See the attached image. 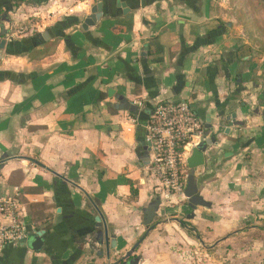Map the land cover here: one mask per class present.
Listing matches in <instances>:
<instances>
[{
    "label": "crops",
    "instance_id": "0c3cea01",
    "mask_svg": "<svg viewBox=\"0 0 264 264\" xmlns=\"http://www.w3.org/2000/svg\"><path fill=\"white\" fill-rule=\"evenodd\" d=\"M217 1L0 0V199L22 187L31 239L45 231L0 264H116L139 241L125 264H264V63L239 55ZM168 100L205 123L185 162L207 146L170 201L146 142Z\"/></svg>",
    "mask_w": 264,
    "mask_h": 264
},
{
    "label": "built area",
    "instance_id": "2783aa9c",
    "mask_svg": "<svg viewBox=\"0 0 264 264\" xmlns=\"http://www.w3.org/2000/svg\"><path fill=\"white\" fill-rule=\"evenodd\" d=\"M26 31L22 27L18 33ZM134 104L143 107L140 101ZM204 131V121L188 100L162 101L154 107L146 126V142L153 154V174L166 200L184 196L187 164L183 155L188 145L203 138ZM22 197V187L18 186L0 199V252L9 247L28 246L35 235L26 220Z\"/></svg>",
    "mask_w": 264,
    "mask_h": 264
},
{
    "label": "rangeland",
    "instance_id": "374dc122",
    "mask_svg": "<svg viewBox=\"0 0 264 264\" xmlns=\"http://www.w3.org/2000/svg\"><path fill=\"white\" fill-rule=\"evenodd\" d=\"M217 2L220 4L221 17L226 21H233L232 23L234 26L227 31L231 43L239 47L241 51L242 47H250L253 61L256 63H264V32L257 27H253L251 22H248L250 18L248 19V17H245L244 13H242L241 8L245 4V0H241L237 5L235 3L233 4L232 0H218ZM206 3H208V0H199L197 2L199 5ZM246 66L248 65L246 64ZM258 240H261L260 233L258 235L255 234L253 237L249 236L245 242H237L234 247L238 249L245 248L247 245L249 246L251 243L253 244ZM228 247L230 248L231 246ZM240 260L243 262L242 258H240Z\"/></svg>",
    "mask_w": 264,
    "mask_h": 264
},
{
    "label": "water",
    "instance_id": "95a60500",
    "mask_svg": "<svg viewBox=\"0 0 264 264\" xmlns=\"http://www.w3.org/2000/svg\"><path fill=\"white\" fill-rule=\"evenodd\" d=\"M122 6L125 7V5H122ZM101 9H102L101 4L94 7V9L92 10V15L89 17V19H87L86 24L92 25L94 23V21H97L98 18H101V16H102ZM5 34L6 33H2L0 37L5 36ZM4 44H5V42L2 41L1 47H3ZM143 55L145 56L146 53H143ZM120 108L122 110H126V111H129L131 113H138L139 112L138 107L135 104L127 101L126 99H121ZM208 128L212 129V126L208 125ZM190 147H191V145H188L186 150H189ZM206 148H207V146L205 144H201V145L194 147L192 149L190 157L186 161L188 168L192 171L191 176L189 178L188 191H186L187 196H191V194H192L191 191L193 190V185H194V181H195V179H194L195 172L200 170L201 168H203L206 164V156H205ZM195 199H196V197L193 199V201H195ZM152 217H153V214H150V216L147 217L146 225H149L151 223ZM100 221H101V218L100 219L97 218V222L100 223ZM99 226L101 227V225H99ZM44 235H45V231H40L37 233V235L35 237H33L32 239L29 240L28 244H30V247L33 251L40 252L44 249V246H45V240L43 238ZM140 243H141V241H139V243H137V245H135V247L130 252H128L116 264H125L126 261L130 260L133 252L137 249V247L139 246Z\"/></svg>",
    "mask_w": 264,
    "mask_h": 264
},
{
    "label": "trees",
    "instance_id": "16d2710c",
    "mask_svg": "<svg viewBox=\"0 0 264 264\" xmlns=\"http://www.w3.org/2000/svg\"><path fill=\"white\" fill-rule=\"evenodd\" d=\"M188 5L196 4L199 0H179ZM211 0H208V2ZM233 4L236 5L240 3L241 0H232ZM242 13H244L245 17H248L249 21L253 25V27H257L264 32V0H245V4L241 8ZM213 25V28L208 29L209 32H214L219 29L220 26H223L224 23L221 20H215L207 25ZM250 47H242V51L240 52V56L247 57L251 55ZM40 55H44V51L39 53ZM35 221L37 219L35 218Z\"/></svg>",
    "mask_w": 264,
    "mask_h": 264
}]
</instances>
